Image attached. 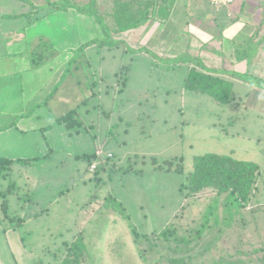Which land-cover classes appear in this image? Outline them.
Segmentation results:
<instances>
[{
  "label": "rangeland",
  "instance_id": "obj_1",
  "mask_svg": "<svg viewBox=\"0 0 264 264\" xmlns=\"http://www.w3.org/2000/svg\"><path fill=\"white\" fill-rule=\"evenodd\" d=\"M4 5L8 6L0 8V15L31 10L30 4L16 0H0ZM111 5L102 0L99 8L110 13ZM62 18L59 14L55 19ZM2 19L0 31L19 29L26 22ZM61 23H55V31ZM95 25L98 28L83 23L81 29H74L71 45H78L49 60L54 65L64 61L65 67L64 78L48 90V96L65 80L69 85H85L83 101L89 100L78 110L83 125L56 124L48 135L52 155L15 164L12 176L8 173L0 180V264H64L74 258L70 247L79 234H84L88 254L81 256L80 264H147L138 253L130 222L143 234L160 233L173 225L188 235L197 231V256L189 264H264V91L233 81L235 101L223 105L185 90L187 67L167 69L163 60L176 57L154 47V42L143 41L142 29H135L138 41H129L127 31L112 38L133 49L145 46L159 59L124 47L100 49L97 44L75 52L93 32H102ZM231 42L235 53L233 38ZM216 51L222 52L221 69L226 63L236 72H250L253 67L246 61L238 63L234 54L227 58L222 50L212 52ZM251 71L255 75L262 70ZM64 90L72 92L67 86ZM77 107L72 102L66 108ZM98 151L103 154L97 156ZM208 153L261 166L258 188L246 207L228 194L185 200L180 191L183 176L156 170L168 160L183 158L186 174L193 170L196 156ZM93 163L99 166L95 172L89 170ZM3 203L11 216L23 218L24 223L6 229L14 220H2ZM163 247L164 243L162 252ZM154 250L157 258L160 252Z\"/></svg>",
  "mask_w": 264,
  "mask_h": 264
},
{
  "label": "crops",
  "instance_id": "obj_2",
  "mask_svg": "<svg viewBox=\"0 0 264 264\" xmlns=\"http://www.w3.org/2000/svg\"><path fill=\"white\" fill-rule=\"evenodd\" d=\"M219 1L213 3L212 0H177L169 23L157 26L148 23L142 26L138 29L143 30V39H140L147 41V44L154 42V47L158 49L165 48L169 57H177L184 52H195L198 55L199 51L209 68L219 70V51H212L222 50L225 57L232 58L234 53L231 39L240 31L264 23V0ZM5 6L8 5L0 8ZM26 13L25 10H19L0 15L5 17L1 22L26 20L19 29L11 27L0 31V160L17 161L15 164H28L50 157L54 149L51 145L52 139L48 136L49 132L58 124L59 117L71 111L66 107L71 106L72 102L74 105H82L85 98V85L81 82L69 85V80H65L64 85H61L53 96H48V90H52L62 77L65 62L62 61L58 65L50 62L42 68L32 70L30 47L39 37H44L60 52L59 56H63L68 53L66 51L69 48L78 45H71L74 29H81L83 23L91 29L98 28L95 27L98 23L94 19L73 9L53 13L34 23H30L33 19H26ZM59 14H62V20L55 19ZM181 16L183 20H178ZM56 22H62L58 31L54 30ZM136 31H127L126 38L129 41H138L134 39ZM259 35H256L257 40L262 41V44L254 54L255 59L250 63L253 67L248 65V69L251 68V74L253 68L262 70L255 76L264 79V29ZM219 36L223 37L222 41H217ZM99 38L103 39L104 34L93 32L88 41ZM62 39L67 40L70 46H64L65 41H61ZM205 46L207 50L202 49ZM238 72L242 71L238 69ZM65 86L72 89V92L67 90L65 93ZM30 112L31 114L24 116ZM19 160L30 162L21 163Z\"/></svg>",
  "mask_w": 264,
  "mask_h": 264
},
{
  "label": "trees",
  "instance_id": "obj_3",
  "mask_svg": "<svg viewBox=\"0 0 264 264\" xmlns=\"http://www.w3.org/2000/svg\"><path fill=\"white\" fill-rule=\"evenodd\" d=\"M16 1L30 4L31 10L25 15L29 19H33L30 23L38 22L56 12H68L70 9L94 19L100 26L104 38L88 41L75 52L79 53L87 47L97 44L100 49L116 50L124 47L126 51L130 49L133 52H146L153 59H159V57L145 46L140 49H133L127 45L126 41L118 42L115 38L113 39L112 35L118 36V34L126 31L139 29L148 23H153L156 26L158 24L167 25L176 4V0H106V4L109 1L112 4L109 13L100 10L99 7L102 0H42L40 4H36L35 0ZM263 29L264 23L262 22V24L254 26V28L240 31L233 37L234 55L238 63L246 61L250 64L253 61L256 50L262 44V41L257 40V36H260L259 34ZM30 48L29 54L32 70L42 68L49 63L51 58L60 54L53 44L44 37H39L36 43ZM203 49L207 50V46ZM217 55L222 56V53L217 52ZM163 61L166 63L167 69H174L177 66L187 67V75L183 88L191 92L208 95L219 104L229 105L235 101L233 81H241L249 85L257 86L264 91L263 78L257 77L249 72L230 71L227 68L229 67V63H226L222 69L214 70L209 68L199 55H194L189 52L187 55L182 54L176 58H165ZM63 78L64 74L62 76ZM56 86L60 87L61 85ZM88 100L84 101L82 105L86 104ZM82 105L59 117L57 123L66 124V126L71 125L77 128L81 127L83 124L78 118V110ZM29 114L31 112L24 116ZM16 162L9 159L0 160V180L6 177L8 173H11L13 165ZM18 162L28 163L29 161L19 160ZM183 162V158L168 160L164 164L156 166V170L178 173L183 176L180 191L184 199L188 201L228 194L241 207H246L257 190L262 175V169L259 164L253 161L238 160L231 155L208 153L196 156L193 170L186 174L184 172ZM97 167L99 168V166ZM204 193L210 194L207 196ZM4 200L7 201L6 198ZM7 205V203H3L2 205V220L10 218L14 221L6 229L15 228L23 224V218L15 215L11 216L7 212ZM120 211L121 215H123L124 210L122 207H120ZM124 217L125 220L128 219V216ZM129 226L138 253L147 264H163L162 262L166 264H189L197 256L195 254V247L198 243L194 245L199 234L197 231H191L188 235V233L185 234V231L179 232L178 227L173 225L161 230L160 233L143 234L131 222ZM162 243H164V252L160 251ZM70 248L73 250L72 254L74 258H68L64 264H70V262L80 264L81 256L85 255V258L88 256L84 234H79L77 243H74ZM154 249L160 252L157 258L154 257L156 254ZM150 256L153 258V261H150Z\"/></svg>",
  "mask_w": 264,
  "mask_h": 264
},
{
  "label": "built area",
  "instance_id": "obj_4",
  "mask_svg": "<svg viewBox=\"0 0 264 264\" xmlns=\"http://www.w3.org/2000/svg\"><path fill=\"white\" fill-rule=\"evenodd\" d=\"M214 3H219L220 1L219 0H212ZM102 154V152H98V154L97 155H101ZM96 164H92V165H90V171L91 172H95V170H96Z\"/></svg>",
  "mask_w": 264,
  "mask_h": 264
},
{
  "label": "clouds",
  "instance_id": "obj_5",
  "mask_svg": "<svg viewBox=\"0 0 264 264\" xmlns=\"http://www.w3.org/2000/svg\"><path fill=\"white\" fill-rule=\"evenodd\" d=\"M90 169V168H89Z\"/></svg>",
  "mask_w": 264,
  "mask_h": 264
}]
</instances>
